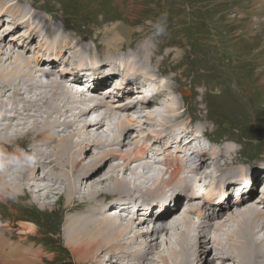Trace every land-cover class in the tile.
Instances as JSON below:
<instances>
[{"label": "bare ground", "instance_id": "1", "mask_svg": "<svg viewBox=\"0 0 264 264\" xmlns=\"http://www.w3.org/2000/svg\"><path fill=\"white\" fill-rule=\"evenodd\" d=\"M28 7L36 12L26 9L23 1L0 0V153L23 149L29 154L12 170L0 165V204L32 205L41 217L52 216L58 204L63 245H54L50 238L51 246H36L33 241L44 243V236L25 225L16 234L10 220L0 219V263L45 264V248L52 247L49 253L68 250L75 264H264V194L248 192L234 203L226 192L238 178L240 182L250 173L260 176L264 169L238 160L237 150L228 144L233 140L195 146L191 154L197 163H190L175 150L168 152L165 143L172 130L189 129L190 144L199 127L171 123L185 109L178 103L181 96L166 82L150 98L141 96L130 82L120 93L111 91V98L100 97V86L90 82L83 97L76 99L64 84L72 78L68 71L62 68L54 76V62L66 54L86 67V57L93 55L90 63L97 64L96 70L110 65L137 76L148 78L154 72L165 76L154 66L147 37L131 40L130 28L118 23L111 30L112 42L127 47L106 41L111 52L107 47L105 51L101 43L76 41L49 13L41 16L37 10L42 9ZM17 33L18 41L9 37ZM163 94L167 99L158 102ZM124 99L137 100L149 110L144 124L156 121L158 127L141 133L131 131V119L112 120L120 110L112 104ZM154 107L160 113L152 111ZM93 112L97 118L86 121ZM192 183L213 187L218 192L213 196L224 202L203 203L195 218L165 210L170 197L183 195ZM163 202L165 207L157 208ZM119 213L128 215L123 218ZM47 261L54 263L50 254Z\"/></svg>", "mask_w": 264, "mask_h": 264}, {"label": "rangeland", "instance_id": "2", "mask_svg": "<svg viewBox=\"0 0 264 264\" xmlns=\"http://www.w3.org/2000/svg\"><path fill=\"white\" fill-rule=\"evenodd\" d=\"M16 1H23L26 9H29L28 6L43 8L55 18L57 24L65 26L76 41H91V46L101 43L99 47L105 46L109 50L107 41L114 47L116 44L112 42L111 30L118 23L130 28L131 40L144 34L147 37L145 41H150L153 45L150 51L154 66L160 73L166 74L164 82L174 89L175 95L182 96L178 97V103L185 110L183 114L181 110L177 114L181 113L183 116L170 120L171 123L186 126L190 119L193 120L190 125L200 120L206 134L213 140L227 138L244 144L246 153L240 150L237 143L230 144L237 150V159L241 162L258 167L256 163L264 161V21H252L250 17H246L253 13L264 15V0ZM233 11L243 15L237 19L231 15ZM165 13L166 20H163L161 17ZM245 19L250 20L247 22ZM158 20L165 26V32L159 35L152 27ZM7 26L14 27L15 24L8 23ZM18 28L20 27L17 26L16 29ZM106 30L108 35L105 34ZM254 31H258L259 35L251 36H258L257 38L251 41L241 39ZM104 34L108 37L105 38ZM17 36L18 33L9 37L18 41L15 38ZM5 38L7 39L6 36ZM30 44L33 46L34 42ZM119 45L116 46L127 47L124 43ZM93 58V55L87 56L86 60L90 62ZM133 63L138 69L137 58ZM26 70L23 68V71ZM161 83L163 80L159 82L160 85ZM159 109L163 111L161 107ZM155 112L160 113L158 109ZM157 123L147 121L149 132L158 127ZM132 127L131 131L134 130ZM132 135L129 131L130 139ZM124 145H127L126 140ZM243 166L246 164L236 168L237 174ZM256 194L255 191L253 196ZM14 199L13 197L12 201ZM16 204H0L1 222L10 220L16 234L22 233L21 225L32 227L36 235L46 239L44 243L34 240L36 246H51L49 243L52 238L54 245H63L60 231L62 216L58 204L55 211L49 210L54 212L52 216L48 214L44 217L34 214L32 205L22 207L20 203ZM35 208L39 209L38 206ZM26 216H34V221L24 218ZM45 249V264H59L55 263L57 261L75 264L68 250H55L54 254L49 253L53 250L52 247ZM49 254L54 263L47 261Z\"/></svg>", "mask_w": 264, "mask_h": 264}, {"label": "clouds", "instance_id": "3", "mask_svg": "<svg viewBox=\"0 0 264 264\" xmlns=\"http://www.w3.org/2000/svg\"><path fill=\"white\" fill-rule=\"evenodd\" d=\"M161 18H163V20H166V13L163 14ZM159 21L160 20H158L152 25L158 35L163 34L165 32L164 24L161 25ZM24 155L29 154L25 153L23 149H14L11 152L0 153V165L6 166L8 170H12L20 166V162L23 160Z\"/></svg>", "mask_w": 264, "mask_h": 264}]
</instances>
